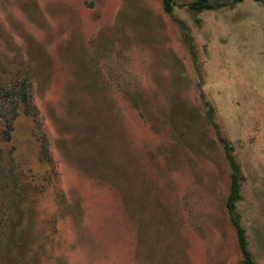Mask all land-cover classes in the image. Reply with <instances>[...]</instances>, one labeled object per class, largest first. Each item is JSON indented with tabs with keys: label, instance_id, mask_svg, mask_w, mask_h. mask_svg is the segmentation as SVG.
<instances>
[{
	"label": "rangeland",
	"instance_id": "rangeland-1",
	"mask_svg": "<svg viewBox=\"0 0 264 264\" xmlns=\"http://www.w3.org/2000/svg\"><path fill=\"white\" fill-rule=\"evenodd\" d=\"M17 65L32 71L37 113L2 143L14 176L0 264H244L210 108L264 264L261 1L170 14L162 0H0V78Z\"/></svg>",
	"mask_w": 264,
	"mask_h": 264
},
{
	"label": "trees",
	"instance_id": "trees-1",
	"mask_svg": "<svg viewBox=\"0 0 264 264\" xmlns=\"http://www.w3.org/2000/svg\"><path fill=\"white\" fill-rule=\"evenodd\" d=\"M243 1L244 0H231L230 2L222 0H191L189 2L178 3L176 0H162V3L165 11L172 14L175 6H186L192 11L202 12L205 10L229 7ZM256 1H261L264 4V0ZM11 73L9 78H0V195L4 192V190H2L4 178L8 179L10 176H14V169L4 166L3 160L5 156L3 154L2 143L12 140L15 123L20 116L24 115L33 118L37 113V107L32 92V71L25 65H17ZM213 112V108H210L209 117L217 130L230 167V185L226 200V208L229 213L231 225L236 233L242 262L244 264H259L250 249L247 229L242 223V216L237 207V203L242 198V168L233 152V146L220 134L218 125L212 120ZM39 157L41 162L50 163L51 161L47 141L43 138L39 139ZM7 181L8 180H6L5 183H7ZM6 187H8L7 190L12 189L11 184L9 186L3 185V188Z\"/></svg>",
	"mask_w": 264,
	"mask_h": 264
}]
</instances>
